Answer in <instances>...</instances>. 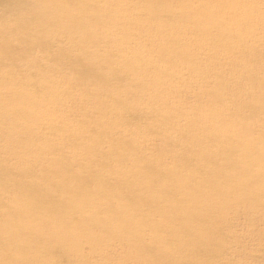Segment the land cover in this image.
Segmentation results:
<instances>
[{
    "label": "bare ground",
    "instance_id": "obj_1",
    "mask_svg": "<svg viewBox=\"0 0 264 264\" xmlns=\"http://www.w3.org/2000/svg\"><path fill=\"white\" fill-rule=\"evenodd\" d=\"M93 32L113 41L105 58ZM0 39V264H53L83 243L88 264L116 240L111 264H234L217 243L237 209L264 252V0H0ZM34 53L48 65L22 64ZM65 87L82 108L56 121ZM38 140L56 156L44 166L28 159Z\"/></svg>",
    "mask_w": 264,
    "mask_h": 264
},
{
    "label": "rangeland",
    "instance_id": "obj_2",
    "mask_svg": "<svg viewBox=\"0 0 264 264\" xmlns=\"http://www.w3.org/2000/svg\"><path fill=\"white\" fill-rule=\"evenodd\" d=\"M130 2H133L134 0H129ZM175 10V9H173ZM176 13V12H175ZM3 18L6 19L7 21L12 20L15 18V15L10 12V13H6L3 15ZM237 18L242 22V24L244 25H250V26H254L256 24L255 21V16L250 15V14H246V15H238ZM66 28V25L62 24L58 27V30L63 31ZM90 28V27H88ZM93 37L95 38V42L97 41H101L100 43L94 44V50L97 51L95 53H98V55L102 58H105V55H109L110 53H112L111 50H113V48H111V45L113 44V41L111 40H106L104 39V35L105 32L101 35V34H97L95 32H93ZM231 35L230 32L226 33V37H229ZM195 36V34H191L188 37L189 38H193ZM259 36V35H258ZM2 42V39H0V43ZM128 42H133V41H128ZM263 42L259 37H253V39L249 42L250 43V49L252 50V47L257 45L258 43ZM98 45H102L103 49L99 50L98 49ZM71 44L68 42V39L64 38V41H61L58 45V47H54V50L56 49H67L70 48ZM138 47H136L134 49V51L137 49ZM125 49L127 50V48L125 47ZM116 50V49H115ZM131 51V49H129ZM184 50H186V48H184ZM117 55L123 54V51L121 49H117ZM114 52V51H113ZM138 53H141L138 52ZM251 55L250 51H247V53H245L246 57H249ZM38 58L39 60H41V62L45 65H48V58L44 55L39 56L38 53H34L32 56H30V58L28 60H25L22 62V64H26V62H30L31 59H35ZM223 58H225V56H223ZM205 59L199 58L198 60H195L193 62H190V65H195L200 63L201 61L203 62ZM222 61V59H221ZM210 64L211 61H204L203 64ZM188 64V63H187ZM152 65V64H150ZM218 72H222L223 68H219L217 69ZM135 71V67H132L130 69V72H134ZM54 75V74H53ZM52 75V76H53ZM30 77H32L31 75H28ZM27 77L28 79H30V77ZM71 76V73L68 71H60V74L57 76L53 77V80L56 81H64L69 79ZM33 78V77H32ZM61 83L60 82L58 85L61 87ZM64 89H66L65 92H72V96L69 99H63L59 102V104H57V106L53 107L52 109L47 110V113H51L52 115H55L58 119L56 121H60L62 120V118H66L68 120H72L74 115H76L82 108V104L78 101L79 98L77 97V90L76 88H67L65 87ZM238 95H236L237 97ZM128 98H130V96L128 94H122L120 95V97L118 98L120 101H126ZM238 98V97H237ZM197 96H193L191 99H188L187 102H189V104L195 106V103L197 102ZM254 103V102H253ZM255 104V103H254ZM64 110V111H63ZM61 111H63L62 113H60ZM60 113V114H59ZM26 116L27 114L24 113ZM10 117H8L9 119ZM139 122V121H138ZM26 122L25 120H20L19 123L17 124V130L14 131V134H20L22 133V128L25 126ZM8 134V131H2L1 135L3 136V138H5ZM163 132H157L156 134L151 135L148 140L147 143H149L150 146L149 150L152 149V147H155L156 145H163ZM175 137V136H174ZM26 140V139H25ZM41 140H38L37 143H26V145L28 147H30L31 151H30V156H29V161L32 160L34 157L38 158L37 161H33L34 163L38 164L39 166H44L48 164L49 161H51V158L56 157L55 155L52 154L51 151H46L43 148H40V146H42V144L40 143ZM60 146H58L59 148ZM143 148V147H142ZM147 148H143V151H146ZM10 151L12 153H19L21 151V149H17V147L15 146H11ZM63 151L65 154L69 155L71 153V150L69 149V146L64 147ZM22 153H20L18 156H20ZM5 155H7L6 151H4V153L1 151L0 152V156L5 157ZM8 164L12 167H17L19 166L17 162H19V160L16 157H8L7 158ZM46 162V163H44ZM32 163V161H31ZM4 201L7 204H13L14 203V198L11 195H5L4 197ZM230 212V213H229ZM224 213L228 215L229 218V227H223L222 228V233L224 235L223 240H225L227 238L226 241H224V243H217L218 247H223L224 249L228 248L229 246H232V251L229 252L230 257L229 258H224L222 261L223 262H227V261H231L234 264H264V252H261V250L259 249V242H258V236H260V233L258 234V228H260L259 225H256L255 221L251 223L249 215L247 213V210L245 209H240V210H232V211H224ZM231 215H235L236 217L232 218ZM133 221H131L128 225H132ZM130 245L133 244V242L129 243ZM95 246L99 247L101 246V243L99 241L95 242ZM123 243H121L120 241L116 240V241H111L108 245L107 248V255H102L100 256L99 260H90L88 264H111V255L115 256L118 253H120L123 249ZM87 244L83 243L80 245L79 248V252H75L73 251L72 253H66L63 254L62 256H59L57 251H54V257H55V261L53 260L52 257V263L53 264H78V260L81 257V255L83 254V250H87ZM221 247V248H222ZM247 251H253V253H248Z\"/></svg>",
    "mask_w": 264,
    "mask_h": 264
}]
</instances>
